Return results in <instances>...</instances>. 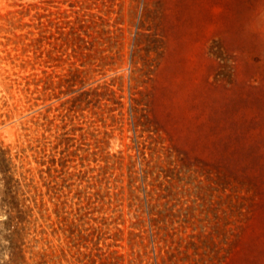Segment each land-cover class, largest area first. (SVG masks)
Instances as JSON below:
<instances>
[{
	"label": "rangeland",
	"instance_id": "374dc122",
	"mask_svg": "<svg viewBox=\"0 0 264 264\" xmlns=\"http://www.w3.org/2000/svg\"><path fill=\"white\" fill-rule=\"evenodd\" d=\"M0 264H264V0H0Z\"/></svg>",
	"mask_w": 264,
	"mask_h": 264
}]
</instances>
